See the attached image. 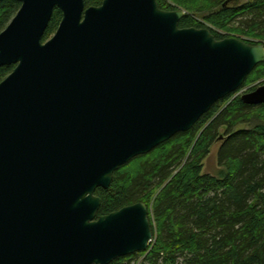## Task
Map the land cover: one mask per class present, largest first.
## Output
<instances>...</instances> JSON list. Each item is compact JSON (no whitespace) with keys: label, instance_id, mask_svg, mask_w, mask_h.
<instances>
[{"label":"water","instance_id":"obj_1","mask_svg":"<svg viewBox=\"0 0 264 264\" xmlns=\"http://www.w3.org/2000/svg\"><path fill=\"white\" fill-rule=\"evenodd\" d=\"M12 1L0 32V67L14 66L0 82V264H110L147 251L148 208L98 216L95 191L235 94L264 45L179 28L185 11L156 0ZM54 9L60 23L42 42ZM240 99L264 105V84Z\"/></svg>","mask_w":264,"mask_h":264},{"label":"trees","instance_id":"obj_2","mask_svg":"<svg viewBox=\"0 0 264 264\" xmlns=\"http://www.w3.org/2000/svg\"><path fill=\"white\" fill-rule=\"evenodd\" d=\"M102 1L84 3L98 7ZM226 1L156 3L163 11H185L179 28L204 29L199 18L214 30L232 29L264 42V0H247L241 6ZM19 7L12 0L0 2V32ZM61 16L54 9L42 42L53 36ZM208 30L216 40L228 38ZM13 68L0 67V82ZM261 80L264 63L254 68L235 94L216 102L192 129L134 158L114 173L108 189L95 191L101 200L98 216L136 203L149 211L153 236L147 251L110 264H135L140 257L141 264H264V105H246L240 96L235 97ZM239 126L247 129L236 131ZM217 142L218 169L215 174H203L202 162Z\"/></svg>","mask_w":264,"mask_h":264},{"label":"rangeland","instance_id":"obj_3","mask_svg":"<svg viewBox=\"0 0 264 264\" xmlns=\"http://www.w3.org/2000/svg\"><path fill=\"white\" fill-rule=\"evenodd\" d=\"M247 0H239V6L243 5L246 3ZM172 7H175V5L170 4ZM176 8V7H175ZM197 21H199L202 25H204V29L208 28L213 30L214 32L219 33L222 36H226L228 38H235L238 39L240 41L243 42H249L251 44H262L264 45V42L261 40H257V39H252V38H248L246 36L243 35H239L236 32H234L232 29H226L224 31H218V30H214L211 26H209L208 24L204 23L201 19L196 18ZM264 84V80H261L253 85H250L248 87L243 88L242 90H240V92H238L235 97L237 96H241L242 94L246 93L249 89L253 88V87H258L260 85ZM247 129L246 126H239L237 127L235 130H244ZM221 135L224 133V129H221L220 131ZM220 142L215 143L214 145H212V147L209 149V155L208 157L202 162V173L203 174H215L216 170L218 169L217 166V151L219 148ZM150 245V244H149ZM143 261V257H140L136 260L135 264H141Z\"/></svg>","mask_w":264,"mask_h":264}]
</instances>
